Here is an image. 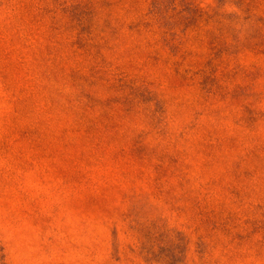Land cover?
I'll return each instance as SVG.
<instances>
[{
	"label": "rangeland",
	"instance_id": "374dc122",
	"mask_svg": "<svg viewBox=\"0 0 264 264\" xmlns=\"http://www.w3.org/2000/svg\"><path fill=\"white\" fill-rule=\"evenodd\" d=\"M0 264H264V0H0Z\"/></svg>",
	"mask_w": 264,
	"mask_h": 264
}]
</instances>
